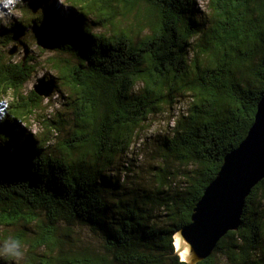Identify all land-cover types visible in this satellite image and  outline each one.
I'll return each instance as SVG.
<instances>
[{"label": "trees", "instance_id": "trees-1", "mask_svg": "<svg viewBox=\"0 0 264 264\" xmlns=\"http://www.w3.org/2000/svg\"><path fill=\"white\" fill-rule=\"evenodd\" d=\"M67 1L77 9L68 17L38 0L41 18L0 32L6 46L30 27L43 48L69 57L45 79L67 90L75 118L55 151L49 136L26 132L20 123L44 101L19 95L34 58L0 56V101L13 93L0 123V226L21 231L12 244L24 264H187L174 254V234L191 222L264 97V0H205L202 11L198 0ZM120 17L130 26L120 28ZM179 98L188 99L186 114L161 136L150 182L127 186L120 169L133 173L127 157L141 131ZM48 126L58 139L59 124ZM77 226L99 248L78 246L70 237ZM197 264H264V179L237 231Z\"/></svg>", "mask_w": 264, "mask_h": 264}, {"label": "rangeland", "instance_id": "rangeland-1", "mask_svg": "<svg viewBox=\"0 0 264 264\" xmlns=\"http://www.w3.org/2000/svg\"><path fill=\"white\" fill-rule=\"evenodd\" d=\"M53 1L60 17H68L69 13L77 11V9L71 8L67 0ZM204 6L205 0L197 1V9L199 11H202ZM43 10L44 5L38 0H0V32L3 28H7L17 21H22L25 25L32 24L35 19L42 17ZM89 19H95L94 15ZM115 23H119L120 28L130 26V23L121 17ZM110 29L111 27L92 26L94 32L107 35L110 34ZM14 47H16V52L13 55H9L8 52ZM0 56L6 62H20L26 61L28 57L34 58L35 72L19 92V95L25 99H30L31 92L34 85L37 84L38 78L42 76L55 78L56 74L52 67L53 62L69 58L43 48L36 41L34 31L30 27L26 29V35L18 42L10 43L6 46L0 43ZM57 86L58 88L48 98L42 97L44 101L41 108L29 120L20 123L26 132L35 135L37 138L49 136V145H52V150L54 151L57 143L71 134L75 123L74 115L68 106V92L61 84L57 83ZM12 98L13 93L11 92L0 101V123L3 121L5 112L9 109V103H11ZM187 100L179 98L173 110L149 119L127 157V164L130 165L133 173H126L122 167L120 169L121 178L127 186H141L145 185L146 182H150L151 168L160 163V153H156L161 142L160 138L171 132L176 117L186 114ZM49 121L58 123L61 127L58 139L55 137L56 132L52 131L48 126ZM124 161L126 160L124 159ZM127 164L125 163V165ZM71 231L70 237L78 246H91L93 249L95 247L99 248L96 235L85 227H73ZM20 233L21 231L16 227L7 229L0 226V264H24L21 253H19L18 249L14 250L12 244L14 237Z\"/></svg>", "mask_w": 264, "mask_h": 264}, {"label": "water", "instance_id": "water-1", "mask_svg": "<svg viewBox=\"0 0 264 264\" xmlns=\"http://www.w3.org/2000/svg\"><path fill=\"white\" fill-rule=\"evenodd\" d=\"M16 47L8 52L13 55ZM33 91L48 98L54 85L44 76ZM264 179V97L241 143L224 156L215 178L205 188L191 215V222L174 234V254L187 264L209 257L228 232L239 228L246 198Z\"/></svg>", "mask_w": 264, "mask_h": 264}]
</instances>
